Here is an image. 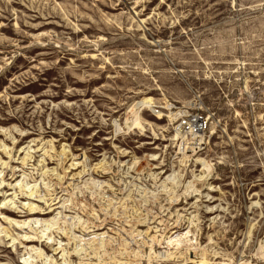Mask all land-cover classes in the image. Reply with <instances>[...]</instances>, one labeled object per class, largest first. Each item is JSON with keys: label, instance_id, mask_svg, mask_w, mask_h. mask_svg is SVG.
Returning <instances> with one entry per match:
<instances>
[{"label": "rangeland", "instance_id": "obj_1", "mask_svg": "<svg viewBox=\"0 0 264 264\" xmlns=\"http://www.w3.org/2000/svg\"><path fill=\"white\" fill-rule=\"evenodd\" d=\"M88 253L264 264V0H0V264Z\"/></svg>", "mask_w": 264, "mask_h": 264}, {"label": "bare ground", "instance_id": "obj_2", "mask_svg": "<svg viewBox=\"0 0 264 264\" xmlns=\"http://www.w3.org/2000/svg\"><path fill=\"white\" fill-rule=\"evenodd\" d=\"M151 103H152V99L151 98H143L142 100H140V101H138V102H135V104H133V107H132V109H128V111H127V113H128V115H129V117L128 118H126V124H128L129 122H131V123H133L134 125H138V120H139V114H138V112H136V110H133V109H137V110H139L141 107H151ZM175 119H176V113H175ZM214 132H212V134H213ZM183 136V135H182ZM181 136V137H182ZM202 136L203 135H200V137H199V139H198V141L197 142H195L194 144L196 145H199V142L201 143V141H202ZM180 138V134L179 133H177L176 134V138L175 139H173V140H177V139H179ZM186 143H188V142H186ZM168 179H169V177H168ZM190 183H188V185H189ZM191 185V184H190ZM33 195V194H32ZM42 197V196H41ZM60 203V201L59 202H57V204H59ZM63 205V204H62ZM32 206V205H31ZM35 209H38V208H31L30 210H31V212L33 211V210H35ZM55 210V209H54ZM50 212H52V211H50ZM45 224H47V225H49V223H51V222H44ZM54 224V223H53ZM102 229V228H101ZM60 230H61V228H60ZM98 230H100V229H97V231ZM63 232V231H62ZM64 233V232H63ZM60 235H61V233H59ZM64 234H66V233H64ZM174 234H176V232H173L172 233V235H174ZM188 234H189V231L188 232H186V234L185 235H182V233H178L175 237H173V238H169L165 243L167 244V246L169 247V246H172L173 248L174 247H176L175 248V250H177V249H179V247L182 245V243H184L186 240H187V237H188ZM38 240H39V242L41 241V238H38ZM37 240V241H38ZM45 241V240H44ZM33 242V241H32ZM61 248V245H59V247L56 249V250H54L55 251V253H59V249ZM171 248V247H170ZM61 250H63L62 248H61ZM32 252H34V254L35 255H37L36 257H38V258H44V259H48L49 258V256L47 255V252H44V251H38L37 249H32L31 250ZM84 250L83 249H81L80 250V252H83ZM76 252V254H78L79 253V251L78 250H76L75 251ZM153 254L154 255V252L152 251V249H150V254ZM173 252H169V253H167V254H161V253H158V256H160L161 258H165V259H169V258H171L172 256H173ZM79 255H82L81 253L79 254ZM155 255H157V254H155ZM177 255V254H176ZM94 256L96 257V254H94ZM84 259H89V261L88 262H83V261H80V264H99L100 263V261H98V263H96V262H92V261H90L92 258H89V253L88 254H85L84 255V257L82 258V260H84ZM201 260V259H200ZM49 261V264H51L50 262H51V260H48ZM27 263V262H26ZM199 263L200 264H206L207 263V261H206V259L204 260L203 258H202V260L201 261H199Z\"/></svg>", "mask_w": 264, "mask_h": 264}, {"label": "built area", "instance_id": "obj_3", "mask_svg": "<svg viewBox=\"0 0 264 264\" xmlns=\"http://www.w3.org/2000/svg\"><path fill=\"white\" fill-rule=\"evenodd\" d=\"M207 128L208 118L203 113L183 109L176 112L174 132L180 134L178 141L181 144L188 142V145L195 147L193 144L198 141L200 135H204Z\"/></svg>", "mask_w": 264, "mask_h": 264}]
</instances>
